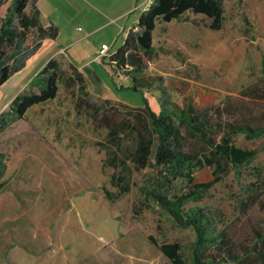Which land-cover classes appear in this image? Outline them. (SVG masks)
Listing matches in <instances>:
<instances>
[{"label": "rangeland", "instance_id": "rangeland-1", "mask_svg": "<svg viewBox=\"0 0 264 264\" xmlns=\"http://www.w3.org/2000/svg\"><path fill=\"white\" fill-rule=\"evenodd\" d=\"M9 4L1 7L3 16ZM224 5L220 30L192 12L171 22L158 20L156 55L146 70L162 77L155 88H144L154 110L160 111L165 99L183 105L189 95L216 126L209 140L184 130L188 150L198 155L193 179L180 177L159 187L163 174L153 158L137 168L132 152L139 127L148 126L136 114L142 94L116 91L107 62L75 59L83 82L62 80L55 99L35 105L0 134L7 164L0 191V262L174 264L160 249L174 241L191 262L195 230L178 225L151 188L170 199L199 193L186 209L204 207L215 232H226L236 251L263 246L257 231L264 228V134L250 138L227 126L252 121L263 106L251 97L264 81V0H224ZM35 39L31 34L28 43ZM55 50V42L45 40L0 88V115L19 93L40 91L38 82H30L49 59L56 57L69 69L71 57L66 51L52 55ZM122 120L125 128H114ZM258 122L253 126L264 125ZM230 147L255 156L236 165L226 155Z\"/></svg>", "mask_w": 264, "mask_h": 264}, {"label": "trees", "instance_id": "trees-1", "mask_svg": "<svg viewBox=\"0 0 264 264\" xmlns=\"http://www.w3.org/2000/svg\"><path fill=\"white\" fill-rule=\"evenodd\" d=\"M7 1L0 0V88L25 68L27 60L40 50L45 39H56L60 32L54 23L45 25L34 0H10L3 16L1 7ZM187 12L208 17L212 30L222 29L226 18L224 0H155L150 10L140 15L139 21L123 39L121 47L102 61L110 66L111 84L116 91L128 89L138 91L143 96L142 105L136 106V114L139 119H147L148 126L142 124L139 127V141L132 152V159L139 169L147 167L151 158L155 160L163 174V179L159 181L161 184L157 181L159 187L180 177L193 179L192 173L198 155L188 150L184 130L209 140L208 132L216 127L211 124L207 112L200 105H195L189 95L185 97L183 105L175 102L170 104L165 99L160 111L154 110L145 96L144 88H155L162 78L158 75H146L148 62L156 55L154 33L157 22L181 19ZM31 34L36 36L33 45L28 43ZM62 80L72 85L78 81L83 82L84 78L75 62L71 61L69 69H66L58 58L52 57L30 82V85L38 82L40 91L26 89L13 99L9 110L1 113L0 134L15 119L23 118L35 105L55 99ZM166 92L163 90L164 95ZM251 100H261L263 106L259 114L254 115L252 121L229 123L227 127L230 133H245L250 138L264 134V125L252 124L255 121L264 124V81L254 88ZM116 123L118 126L114 128L124 129L126 126V120ZM226 155L236 165H240L250 163L255 152L230 147L226 148ZM5 160V153L0 151V191L4 187L3 177L7 167ZM150 194L157 197L159 204L173 215L178 225L195 230L191 262L183 255L180 242L160 245V249L174 264H264V228L263 232L257 231V241L262 242L263 246L258 248L256 243L250 249L243 247V252L239 253L236 251L237 243L226 232H215L212 217L204 207L196 205L186 209V202L199 200V193L191 192L180 198L170 199L167 193L151 188Z\"/></svg>", "mask_w": 264, "mask_h": 264}, {"label": "crops", "instance_id": "crops-1", "mask_svg": "<svg viewBox=\"0 0 264 264\" xmlns=\"http://www.w3.org/2000/svg\"><path fill=\"white\" fill-rule=\"evenodd\" d=\"M139 1L34 0L33 2L39 8L41 20L45 25L54 23L60 29L56 39L47 38L53 40L57 46V50L52 55L66 51L74 62L80 57L94 60V55L103 43L110 44L114 51L119 49L123 44L122 32L133 28L139 21L140 11L136 10ZM119 41L121 44L116 48Z\"/></svg>", "mask_w": 264, "mask_h": 264}, {"label": "built area", "instance_id": "built-area-1", "mask_svg": "<svg viewBox=\"0 0 264 264\" xmlns=\"http://www.w3.org/2000/svg\"><path fill=\"white\" fill-rule=\"evenodd\" d=\"M155 0H140L138 4L136 5V10L140 11V15L149 11L152 5L154 4ZM130 33L129 30H124L122 32V37L125 39ZM115 53L114 50H112L111 45L108 43H103L99 49V51L94 55V60L98 62H102L104 60H107L109 57H111Z\"/></svg>", "mask_w": 264, "mask_h": 264}]
</instances>
